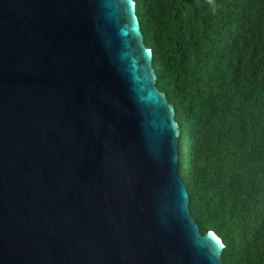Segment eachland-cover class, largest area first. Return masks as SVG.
I'll use <instances>...</instances> for the list:
<instances>
[{
    "label": "water",
    "instance_id": "1",
    "mask_svg": "<svg viewBox=\"0 0 264 264\" xmlns=\"http://www.w3.org/2000/svg\"><path fill=\"white\" fill-rule=\"evenodd\" d=\"M156 80L134 0H0V264H224Z\"/></svg>",
    "mask_w": 264,
    "mask_h": 264
},
{
    "label": "trees",
    "instance_id": "2",
    "mask_svg": "<svg viewBox=\"0 0 264 264\" xmlns=\"http://www.w3.org/2000/svg\"><path fill=\"white\" fill-rule=\"evenodd\" d=\"M179 172L224 264H264V0H134Z\"/></svg>",
    "mask_w": 264,
    "mask_h": 264
}]
</instances>
